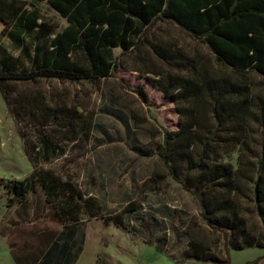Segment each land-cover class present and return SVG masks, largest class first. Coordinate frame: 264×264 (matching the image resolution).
Here are the masks:
<instances>
[{
	"label": "trees",
	"instance_id": "obj_1",
	"mask_svg": "<svg viewBox=\"0 0 264 264\" xmlns=\"http://www.w3.org/2000/svg\"><path fill=\"white\" fill-rule=\"evenodd\" d=\"M31 1L47 2L67 25L55 31L53 23L26 0H0V20L5 24L2 33L12 36L20 49L18 56L0 59V91L27 139L28 158L48 163L59 157L64 154V142L88 138L91 121L83 119L75 107L50 106L45 91L21 92L13 83L42 78H109L123 67V56L146 46L154 60L145 63L141 71L163 76L162 80L147 79L163 98L176 105L184 119L177 130L160 127L162 142L133 144L130 149L142 157H161L168 175L199 200L201 218L221 233L225 243L226 256L222 258L201 243L191 242L193 253L187 251L179 262L193 259L231 264V248L264 247V156L257 160L254 177L246 168L224 161L218 149L248 147L243 139L248 119L264 121V100L252 94L245 76L252 71L264 77V0ZM158 20L171 21L205 43L214 55L215 66L208 58L190 56L171 41L150 40L148 32ZM32 34L37 41L34 51L24 40ZM116 49H120L118 54ZM23 56L29 64L19 68L16 62ZM133 91L147 103L142 85ZM29 129L33 138L28 136ZM161 178L165 176L150 179L152 189ZM3 186L8 206L15 207L18 219L7 232L0 229V234L5 236L16 264H76L86 239L84 216L102 217L127 228L136 209L130 204L117 214L104 213L102 202L71 178L38 166L23 179L6 181ZM250 189L263 224L259 236L248 232L247 221L240 214V199L247 198ZM43 219L55 226L23 225ZM263 257L246 264H260Z\"/></svg>",
	"mask_w": 264,
	"mask_h": 264
},
{
	"label": "rangeland",
	"instance_id": "obj_2",
	"mask_svg": "<svg viewBox=\"0 0 264 264\" xmlns=\"http://www.w3.org/2000/svg\"><path fill=\"white\" fill-rule=\"evenodd\" d=\"M26 2L29 7L39 9L44 18L53 23L55 31L67 25L66 19L47 2ZM4 26L0 20V59L20 54L14 38L2 33ZM148 38L153 42L171 41L190 56H203L215 66L210 48L171 21L158 20L150 28ZM24 40L29 44L30 51H34L37 45L34 35H26ZM140 48L123 56V67L109 78L92 81L42 78L30 83H13L12 86L21 92L29 89L45 91L50 106L75 107L83 119L91 121L87 139L82 137L73 143L64 142V154L48 163L28 158L25 151L27 139L0 91V229L3 232H7L12 221L18 219L15 207L8 206L3 184L23 179L34 166H38L71 178L84 192L102 202L104 213L117 214L124 207L135 205L127 228L107 222L102 217L84 216L86 239L76 264H208L196 260L179 262L187 251L193 253L191 242L201 243L225 258L223 237L201 218L199 200L168 175L161 157H142L130 149L133 144L162 142L160 127L177 130L184 119L176 105L163 98L162 93L147 79L150 76L162 80L163 76L141 71L144 64L154 60V57L150 58L151 51L146 46ZM115 52L118 54L120 49ZM16 64L19 68L27 67L29 60L23 56ZM172 72L176 74V71ZM245 74L252 94L264 100V77L252 71ZM141 85L146 92L147 103L133 91ZM254 112L260 114L258 110ZM247 124L243 139L252 152L246 145L232 150L225 146L218 149L224 161L235 168H246L249 170L246 172L255 177L257 160L264 156V121L250 117ZM31 129L28 136L33 138ZM247 161L255 166L248 165ZM157 175L165 176V179H158V186L152 189L154 183L150 179ZM244 185L247 186V182ZM247 192L248 197H242L239 202L240 214L247 221L248 232L259 236L263 233V224L256 211L253 191L250 189ZM23 225L27 228L55 226L46 219L34 224L24 222ZM230 254L231 264H246L263 256L264 249L231 248ZM0 264H16L8 242L1 234ZM260 264H264V257Z\"/></svg>",
	"mask_w": 264,
	"mask_h": 264
},
{
	"label": "crops",
	"instance_id": "obj_3",
	"mask_svg": "<svg viewBox=\"0 0 264 264\" xmlns=\"http://www.w3.org/2000/svg\"><path fill=\"white\" fill-rule=\"evenodd\" d=\"M5 237V236H4ZM252 248H254V247H252ZM257 248H263L264 249V247H257ZM14 261V260H13ZM187 261H195V260H193V259H188ZM200 263H206V262H200ZM209 264V263H208Z\"/></svg>",
	"mask_w": 264,
	"mask_h": 264
}]
</instances>
